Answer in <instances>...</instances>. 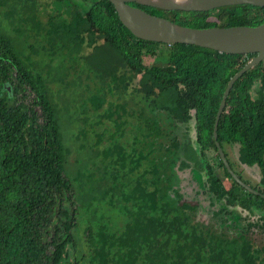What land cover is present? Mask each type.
Returning a JSON list of instances; mask_svg holds the SVG:
<instances>
[{
	"label": "trees",
	"instance_id": "1",
	"mask_svg": "<svg viewBox=\"0 0 264 264\" xmlns=\"http://www.w3.org/2000/svg\"><path fill=\"white\" fill-rule=\"evenodd\" d=\"M50 1L0 0L8 23L0 25V264H264V244L196 219L169 188L178 151L168 152L179 148L174 132L144 128L143 109L122 103L141 75V89L161 104L180 98L169 108L195 107L178 79L197 89L200 75H233L256 54L177 44L170 65L148 66L144 57L162 44L137 39L108 0H87L85 12H64V0H55L62 8L44 15ZM169 13L194 28L264 23V8L250 5ZM260 69L242 81L250 77L264 89ZM257 126L245 124L247 138L264 132ZM206 132L215 147L212 128ZM124 137L132 142L123 144Z\"/></svg>",
	"mask_w": 264,
	"mask_h": 264
},
{
	"label": "flooded vegetation",
	"instance_id": "2",
	"mask_svg": "<svg viewBox=\"0 0 264 264\" xmlns=\"http://www.w3.org/2000/svg\"><path fill=\"white\" fill-rule=\"evenodd\" d=\"M54 1H50L49 10H60L62 4ZM69 2L64 0V12L76 9V4L67 6ZM80 2L87 5L84 1ZM162 45L170 47V50L168 53L153 51L156 55H149L154 58L150 65H170L171 53L175 52L171 48L173 45ZM209 61L215 65L219 62L218 58ZM256 66L264 71V60ZM237 73L232 75V70L225 73L219 70L212 76L208 73L207 79L202 74L197 80V89H192L188 82L178 79L179 88H183L184 94L188 96L184 100L191 104L189 95L196 98L195 107L188 106L178 112L170 109L169 105L178 103L180 98L167 105L161 104L155 94L149 96L141 89V75L133 79L129 91L138 101L135 103L143 109L144 128L160 125L164 130L173 131L179 141V148H172L168 152L172 157L178 151V157L174 156L175 174L169 188L180 196L182 202L192 206L200 223L220 233L245 236L260 245L264 244V132L259 130L255 137L252 135L247 138L243 128L246 123H250L259 125L255 128L264 129V89L260 88V81L252 82L250 77L242 81L246 72L231 88L221 110L228 85ZM223 87L222 98L214 110L207 103L212 96L219 95ZM237 99L243 105H237ZM211 128L215 147L208 145L206 138V131ZM216 128L217 138L214 135ZM221 130L222 134L219 133Z\"/></svg>",
	"mask_w": 264,
	"mask_h": 264
},
{
	"label": "water",
	"instance_id": "3",
	"mask_svg": "<svg viewBox=\"0 0 264 264\" xmlns=\"http://www.w3.org/2000/svg\"><path fill=\"white\" fill-rule=\"evenodd\" d=\"M115 7L123 26L137 39L167 45H192L221 53L257 54L230 81L221 104L246 72L264 60V23L259 26H235L229 28H192L179 25L171 20L153 15L133 4L174 12H209L219 8L250 5L264 8V0H108ZM142 76L139 77L141 79ZM138 79V80H139ZM12 92V87H7ZM217 138V128L214 132ZM219 146V144H218ZM252 191L251 189H249Z\"/></svg>",
	"mask_w": 264,
	"mask_h": 264
},
{
	"label": "rangeland",
	"instance_id": "4",
	"mask_svg": "<svg viewBox=\"0 0 264 264\" xmlns=\"http://www.w3.org/2000/svg\"><path fill=\"white\" fill-rule=\"evenodd\" d=\"M80 1H84L87 5H88V2H87V0H80ZM79 0H70V2L67 4V6L69 5V4H76V8H78L79 10H81L82 12H85V10H86V6H84V5H82L81 4V2H80ZM66 4V3H65ZM44 8V9H43ZM42 9H43V14L46 12V14H48V13H50L51 11L50 10H46V8L45 7H42ZM46 14H44V15H46ZM153 14L154 15H156V16H159V17H163V18H166V19H168V20H171V21H173L172 19L174 18L173 16H172V14L171 13H169V12H167V11H160V10H157V9H154V11H153ZM161 15V16H160ZM191 16V15H190ZM190 16H188V18H187V21L191 18ZM188 23V25H191V26H194V25H196V23L195 22H193L192 20L191 21H189V22H187ZM0 25L2 26V27H4V28H6V26H8V23H7V21L3 18V17H1L0 16ZM192 28H194V27H192ZM98 43H101V41L100 42H98ZM45 43H43V45H44ZM92 50V48H90V47H88V48H85V50H84V53L85 54H87V53H89L90 51ZM152 50L153 51H156V52H161V53H168V51L170 50V47H167V46H164V45H157V46H153L152 47ZM156 54V53H155ZM153 61H154V58L153 57H144V63L146 64V65H150L151 63H153ZM138 80V79H137ZM134 85H135V83H134ZM130 93H131V91H129L128 92V94L126 95V97H124L123 96V98H122V103H127V104H129L130 106H133V109L134 110H136L137 111V109L139 108V106L137 105V106H135L134 104H136L135 102H137L138 103V101L135 99V97L133 96V95H130ZM137 117L135 116V120H133L134 122L133 123H135V121H136V123L139 121V120H137L136 119ZM84 127V124H82L81 125V127L80 128H83ZM132 142V140H130V138L129 137H124V140L122 141V143L123 144H126V145H128V144H130ZM83 264V263H82Z\"/></svg>",
	"mask_w": 264,
	"mask_h": 264
}]
</instances>
